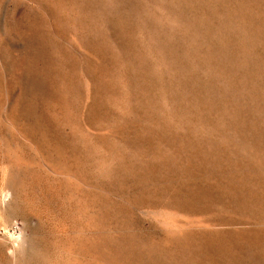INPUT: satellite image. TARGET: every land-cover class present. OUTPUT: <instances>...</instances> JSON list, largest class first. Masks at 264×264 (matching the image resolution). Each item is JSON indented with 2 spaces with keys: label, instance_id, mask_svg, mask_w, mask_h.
Returning <instances> with one entry per match:
<instances>
[{
  "label": "rangeland",
  "instance_id": "obj_1",
  "mask_svg": "<svg viewBox=\"0 0 264 264\" xmlns=\"http://www.w3.org/2000/svg\"><path fill=\"white\" fill-rule=\"evenodd\" d=\"M0 264H264V0H0Z\"/></svg>",
  "mask_w": 264,
  "mask_h": 264
}]
</instances>
